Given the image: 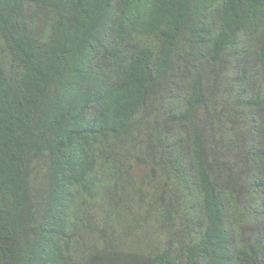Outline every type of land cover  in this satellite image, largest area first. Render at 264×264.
<instances>
[{"label":"trees","instance_id":"trees-1","mask_svg":"<svg viewBox=\"0 0 264 264\" xmlns=\"http://www.w3.org/2000/svg\"><path fill=\"white\" fill-rule=\"evenodd\" d=\"M0 264H264V0H0Z\"/></svg>","mask_w":264,"mask_h":264}]
</instances>
